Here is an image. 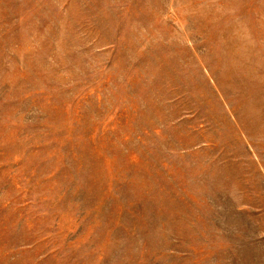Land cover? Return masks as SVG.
Instances as JSON below:
<instances>
[{
  "label": "rangeland",
  "instance_id": "1",
  "mask_svg": "<svg viewBox=\"0 0 264 264\" xmlns=\"http://www.w3.org/2000/svg\"><path fill=\"white\" fill-rule=\"evenodd\" d=\"M0 264H264V0H0Z\"/></svg>",
  "mask_w": 264,
  "mask_h": 264
}]
</instances>
